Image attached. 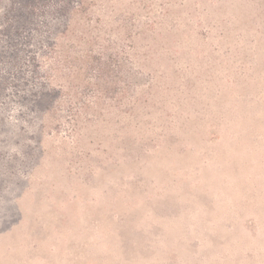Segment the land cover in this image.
<instances>
[{"label":"rangeland","instance_id":"rangeland-1","mask_svg":"<svg viewBox=\"0 0 264 264\" xmlns=\"http://www.w3.org/2000/svg\"><path fill=\"white\" fill-rule=\"evenodd\" d=\"M0 264H264V0H0Z\"/></svg>","mask_w":264,"mask_h":264}]
</instances>
